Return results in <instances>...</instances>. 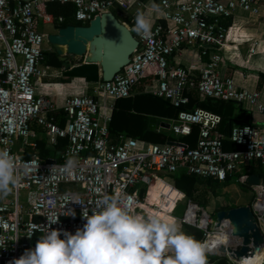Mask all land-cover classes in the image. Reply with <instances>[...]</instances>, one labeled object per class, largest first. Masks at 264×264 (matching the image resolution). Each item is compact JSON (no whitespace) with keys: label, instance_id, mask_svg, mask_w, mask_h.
I'll use <instances>...</instances> for the list:
<instances>
[{"label":"built area","instance_id":"obj_1","mask_svg":"<svg viewBox=\"0 0 264 264\" xmlns=\"http://www.w3.org/2000/svg\"><path fill=\"white\" fill-rule=\"evenodd\" d=\"M262 1L157 0L150 10L158 15L149 23L147 35L136 31V22L117 19L135 33L137 44L128 62L110 80L98 79L88 92L70 95L58 107L48 94L35 91L33 80L42 74L39 64L44 59L42 43L46 37L37 30V24L62 21L61 16L53 17L46 10L47 4L70 3L74 21L85 24L104 12L121 18L133 0H0V151L14 158L18 175L12 192L0 196V264H9L34 248L48 227L49 216L61 214L60 223L51 225L53 229L74 234L82 227V207L72 200L84 202L91 215V208L103 195H116L122 206L136 213L149 196L148 187L155 182L157 172L192 174L218 182L234 177L243 184L248 183L249 174H236L241 167L258 161L261 170L264 124H234L222 132L218 129L219 114L199 106L186 109L185 105L195 94L198 100L231 101L264 115V102L257 90L237 87L230 76L217 70L222 61L220 51L226 48L232 28L225 20L236 8L256 13ZM254 51L250 47L249 54ZM137 86L141 89L135 90ZM135 93L161 99L176 109L166 127L178 137L176 140L158 143L124 135L109 137L110 109L99 99L116 101ZM194 128L196 136L190 145L185 139ZM40 137L50 150L58 139H65V143L56 157L41 159L35 142ZM17 139L21 146L13 151ZM226 144L237 148H227ZM26 148L31 153L23 157ZM70 159L76 166L68 174L64 165ZM258 175L256 184L248 183L253 192L249 206L264 235V171ZM62 185L75 188L61 190ZM20 190L25 192L23 203L19 201ZM152 207L153 211L163 210L159 205ZM173 207L174 203L169 214ZM70 209L75 210V218L63 215ZM202 211L187 202L179 220L197 226L204 213L203 228L209 226L204 230L205 242L215 228L214 221ZM208 250V264H216L221 257L226 258L224 264H241L216 247Z\"/></svg>","mask_w":264,"mask_h":264},{"label":"clouds","instance_id":"obj_2","mask_svg":"<svg viewBox=\"0 0 264 264\" xmlns=\"http://www.w3.org/2000/svg\"><path fill=\"white\" fill-rule=\"evenodd\" d=\"M136 31L150 34L143 16L136 18ZM75 166L70 159L64 171L71 174ZM17 182L14 158L0 151V196L9 195ZM71 202L81 205L83 226L73 234L51 228L60 223L61 214L47 217L48 227L35 247L9 264H208L207 245L185 232L175 218L133 214L116 195H103L91 215L84 202ZM63 215L75 218L76 213L70 209Z\"/></svg>","mask_w":264,"mask_h":264},{"label":"crops","instance_id":"obj_3","mask_svg":"<svg viewBox=\"0 0 264 264\" xmlns=\"http://www.w3.org/2000/svg\"><path fill=\"white\" fill-rule=\"evenodd\" d=\"M135 2H139L140 4H136ZM153 5H157V0H133V3H131L130 8L124 13L120 21L133 24L134 22H136L137 16H143V18L148 23H152L155 21L158 15L157 12L150 10V7ZM111 11L114 13L113 9ZM225 23L230 24L232 28L229 32L230 39L226 43V48L220 51L222 61L220 62L217 70L220 75L230 76L237 87H242L247 90H257L259 93V99L264 102V81L260 82L258 80V73L264 74V1L257 4L256 13H249L239 8H236L233 11L232 16L225 20ZM48 26H50L48 28L51 30L48 33H54L56 31V28L53 27V24L51 25L48 24ZM250 47H253L255 50L251 54H249ZM43 49H44V53H46V57L44 56V59L42 60V63H44L45 67L41 69L42 74L38 76V79H36L38 81L37 82L34 81V88L37 93L48 94L49 99L56 106L60 107L63 104L64 100L70 95H74L82 92H88L87 85L82 78L65 79L60 74L61 71L60 67H56L53 66L52 64H48L47 61L49 60V57L47 53L49 51V45L48 47H44ZM81 60L82 59L80 58V61L70 62V64L80 63ZM91 85L92 83H90V86ZM140 89L141 88L137 86L135 90H140ZM139 94L142 93H135L133 94V96L129 98L134 99L135 97L139 96ZM99 102L100 104L102 102L104 106H107L108 109H110L109 113L111 118V113L112 110L114 109L115 101L109 98H105V99H99ZM217 102L221 104V107L225 110L224 112L227 113V115H229V119L232 120V121L227 120V123H224V121H220L218 129L222 132L227 131L228 127L234 124H242V123H250L253 125L264 124V115H261L255 111L251 113L250 110L242 108V106H240L237 103H236L237 106L235 108V106L232 104L234 102L231 101L227 102L224 100H218ZM228 103L231 104L229 105ZM167 105L169 104L167 103ZM131 111H133V109H131ZM146 116L148 117L146 124L148 130L154 131L155 133L158 134H160L159 130L161 128H166L165 124H168L169 120L174 118V116H167V115L160 116V115L146 114ZM150 118L154 119V121L150 122L149 121ZM161 123H163L164 126H162ZM32 128L34 129V131H38V128L33 124H32ZM119 135H124V134L120 133L118 134V136ZM37 140H43V139L40 137L36 139L35 142H37ZM24 151H30V150L26 148L23 150V152ZM251 164L253 166L255 165L260 166L258 161H253V163ZM174 174L176 173H172V175ZM215 181L214 179H209L208 185L199 182L198 184L195 185V190L193 191V193L201 185L205 186L208 190L214 189V192H217L216 189L213 188L214 185L216 187L217 185L219 186V184L224 185V183L218 181L215 182ZM161 183H164L163 190H161ZM247 186H249V184ZM156 188H158V194L160 195L159 202L161 201L162 203H164L165 196L167 195V193H169L168 195H172L173 193L176 192L177 189L173 186V180L170 183L164 179H162L161 182H158L156 184ZM193 193L191 195L192 197L191 198V197H187L182 192L183 195L182 198L185 199L186 203L187 202L194 203L195 205H197L202 209L203 205L201 206L198 205L199 200L193 198ZM252 196H253V192H252ZM149 201L150 203H152L151 194H149ZM179 201L180 200L175 201L172 211L176 207V203ZM248 204L249 202L246 203V200H243L241 197L239 196L238 198L234 197L235 206L248 205ZM152 214L154 213L152 212Z\"/></svg>","mask_w":264,"mask_h":264},{"label":"water","instance_id":"obj_4","mask_svg":"<svg viewBox=\"0 0 264 264\" xmlns=\"http://www.w3.org/2000/svg\"><path fill=\"white\" fill-rule=\"evenodd\" d=\"M45 41L52 48L60 64V74L67 78H82L93 83L98 79L107 81L128 62L137 41L129 29L111 13L95 15L85 24H67L47 33ZM81 62L70 64L73 58ZM150 122L154 119L150 118ZM164 126L163 123H161ZM168 124H165L167 127ZM170 143V142H169ZM53 159H46L52 163ZM259 175L251 173L246 181L258 182ZM213 228L220 226L224 219L228 226V235L239 241L237 247L227 245L221 254L238 261L264 248V235L255 222L249 205H239L215 211Z\"/></svg>","mask_w":264,"mask_h":264},{"label":"trees","instance_id":"obj_5","mask_svg":"<svg viewBox=\"0 0 264 264\" xmlns=\"http://www.w3.org/2000/svg\"><path fill=\"white\" fill-rule=\"evenodd\" d=\"M46 10L50 14H52L53 17L56 16L62 17L61 22H57L56 20L53 22L54 28H59L67 24H80L79 22H76L73 19L72 16L73 6L70 3H57V2L48 3L46 6ZM44 56L46 57V53H44ZM48 57H49V60L47 61L48 64H52L53 66L60 67V64L57 61L54 54H51ZM258 80L260 82L264 81L263 73H258ZM217 101L218 100H213L210 98L201 101L197 99V96L195 94H192V96L189 97V102L185 105V108L191 109L194 106H199L208 110H212L213 112L219 114L221 121H224V123H227V120L232 121L231 119H229V115H227V113L224 112L225 110L221 107V104L218 103ZM228 104L230 105L231 103ZM131 109H133V111H131ZM146 114L160 115V116L163 115L175 116L176 109H174L170 105H167V102L161 99L143 93L139 94V96L135 97L134 99L126 98V99L116 100L114 109L112 110L111 113L110 121L107 125L109 137L111 139H114L116 138V136H118V134L123 133L124 135L149 142H158V143L163 142L164 141L163 135L148 130L146 126L148 117L146 116ZM195 136H196V129L194 128L191 134L187 136L185 140L187 141V143L192 145L194 143ZM64 143H65V139H58V142L55 145V147L50 150L44 147L43 140H37L36 153L41 159H45L48 156L56 157V152L59 149H61ZM226 147L230 149L237 148L233 144H226ZM30 153H31L30 151H24L22 156L28 157ZM251 163H253V161L248 164L249 166L247 165L241 167L239 172H237L236 174L239 173L250 174L252 172H255L257 174H259L260 172L261 174V170L259 171V166L258 165L253 166ZM209 179L210 178H200L192 174L179 173L177 174L176 177L173 178V186L177 188L176 192L173 193L172 195H168L166 200L168 202L172 201L173 203H175V201L182 199L183 197L182 192L187 197H191L193 191L195 190V185L198 184L199 182L208 185ZM161 180L162 178L157 177L153 185H150L148 187V189L151 188L149 194H151L152 203L159 202L160 195L158 194V188H156V184L158 182H161ZM242 185L247 186L248 184L244 183ZM234 206L230 205L225 208H231ZM196 231H197L196 228L192 227L189 229L188 234L195 236L196 234H194V232ZM225 260H226L225 257H221L217 259L216 264H224ZM260 264H264V260Z\"/></svg>","mask_w":264,"mask_h":264},{"label":"rangeland","instance_id":"obj_6","mask_svg":"<svg viewBox=\"0 0 264 264\" xmlns=\"http://www.w3.org/2000/svg\"><path fill=\"white\" fill-rule=\"evenodd\" d=\"M112 10V9H111ZM116 18L118 20H121L120 17H118L116 15ZM50 26L48 25H42L41 23H38L37 24V30L39 32H43V33H48L50 32L51 30L48 28ZM132 35H135V33L133 31H130ZM46 42V41H45ZM43 42L42 43V47H48V43L46 42ZM50 47V46H49ZM80 61V58L76 57V58H73L71 60V62H78ZM45 65L44 63H40L39 64V69L41 71L42 68H44ZM65 79L67 77H64ZM63 78V79H64ZM54 79V78H53ZM33 80L34 81H38L36 80L35 77H33ZM86 85H87V91H89V87H90V83L87 84V82H85ZM235 108L237 106L236 103H232ZM242 108L244 109H248L251 111V113L254 112L253 109L251 108H245V105H242ZM160 134L164 136V140L166 139H171V140H176L178 137L172 133L169 129L167 128H161L159 130ZM21 146V140L20 139H17V140H14L13 142V146H12V150L13 151H17L18 148ZM261 171L263 172L264 171V166H261ZM178 174V172H176V174L172 175V174H169V173H166V172H157L156 175L168 182H172L173 178L176 177ZM164 183H161V190H163L164 188ZM219 184V186L217 185L216 187L214 186L213 188L216 189L217 192H214V189L212 190H208L205 186L201 185L198 187V189L193 193V198H195L196 200H199L198 202V205L202 206V209L209 215L211 221L213 222L215 220V211L217 209H226L225 207H228L230 206V204H233L234 205V197L235 198H238L241 197L243 200H246V203L247 202H250L251 200V197H252V189L251 187L249 186H243L242 184L238 183L236 181V179L231 178L230 180H228L227 182L224 183V185H221ZM75 187L73 185H62L60 187L61 190H64V189H74ZM168 194L165 196V200H164V203H163V210L164 211V214L165 216H167L166 218L164 219H168V218H175L177 223L182 227V229L188 233L189 229L192 228V227H195L196 228V232H194V234H196L194 237L195 239H197L198 241H201L204 240V230H209V226L206 225V228H197V226H188V225H185L183 224L182 222H180V218H181V215H182V212H183V208L185 207L186 205V201L184 198H182L179 202L176 203V207L174 208V210L172 211L171 215L169 214V211H170V207H171V204L173 203L172 201L168 202L166 199L168 197ZM24 195H25V192L23 190H20L19 191V201L21 203L24 202ZM192 198V197H191ZM145 203L142 204L140 207L136 208L135 209V212L136 213H133V214H142V216H148V215H154L152 214V210L151 208L153 209V204L149 203V196H147V198L145 199ZM238 203V202H236ZM217 208V209H215ZM155 212V211H154ZM200 213V210L197 212V214ZM164 216V215H163ZM213 229L211 228V231ZM211 235V234H210ZM264 253V252H263ZM264 259V254L262 256V259L260 261V263L263 261ZM260 263H254V264H260Z\"/></svg>","mask_w":264,"mask_h":264},{"label":"bare ground","instance_id":"obj_7","mask_svg":"<svg viewBox=\"0 0 264 264\" xmlns=\"http://www.w3.org/2000/svg\"><path fill=\"white\" fill-rule=\"evenodd\" d=\"M149 203H150V201H149ZM151 204L159 205V207L161 209H163V203L161 201L158 203H151ZM151 210L153 211L154 209L151 208ZM153 213L157 216L162 217V218H166L164 211H162V210L161 211L158 210L155 212L153 211ZM188 213H191V210L188 211ZM200 215H199L200 216L199 223L197 226L199 228H203L205 226V214L202 213ZM212 225H215V224L213 223ZM226 227H227V223L222 220L219 227L215 228V230H213V232H209L208 239L204 242L207 245V248L216 247V251H221L227 245L232 244L235 247H237L239 245V241L236 238H231L228 235ZM263 252H264V248H261L259 251L254 252L252 255H247L246 257L240 258L238 260V262L241 264L260 263L262 256L264 254Z\"/></svg>","mask_w":264,"mask_h":264},{"label":"flooded vegetation","instance_id":"obj_8","mask_svg":"<svg viewBox=\"0 0 264 264\" xmlns=\"http://www.w3.org/2000/svg\"><path fill=\"white\" fill-rule=\"evenodd\" d=\"M51 54H54L52 48L49 47V51H48V56H50Z\"/></svg>","mask_w":264,"mask_h":264}]
</instances>
